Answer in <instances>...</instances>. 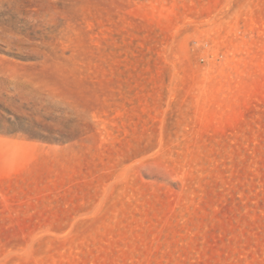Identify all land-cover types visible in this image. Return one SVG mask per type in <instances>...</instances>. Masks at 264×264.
<instances>
[{
    "label": "rangeland",
    "instance_id": "374dc122",
    "mask_svg": "<svg viewBox=\"0 0 264 264\" xmlns=\"http://www.w3.org/2000/svg\"><path fill=\"white\" fill-rule=\"evenodd\" d=\"M0 264H264V0H0Z\"/></svg>",
    "mask_w": 264,
    "mask_h": 264
}]
</instances>
